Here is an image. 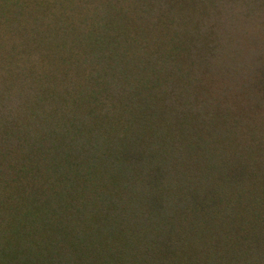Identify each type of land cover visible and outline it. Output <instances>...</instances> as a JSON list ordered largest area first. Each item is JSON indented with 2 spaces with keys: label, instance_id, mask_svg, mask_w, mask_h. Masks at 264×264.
<instances>
[{
  "label": "trees",
  "instance_id": "obj_1",
  "mask_svg": "<svg viewBox=\"0 0 264 264\" xmlns=\"http://www.w3.org/2000/svg\"><path fill=\"white\" fill-rule=\"evenodd\" d=\"M0 264H264V0H0Z\"/></svg>",
  "mask_w": 264,
  "mask_h": 264
}]
</instances>
